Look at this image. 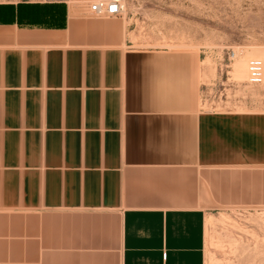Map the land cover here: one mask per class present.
I'll list each match as a JSON object with an SVG mask.
<instances>
[{"label":"crops","instance_id":"obj_1","mask_svg":"<svg viewBox=\"0 0 264 264\" xmlns=\"http://www.w3.org/2000/svg\"><path fill=\"white\" fill-rule=\"evenodd\" d=\"M66 4L0 1V264H264V112L200 110L190 52Z\"/></svg>","mask_w":264,"mask_h":264},{"label":"rangeland","instance_id":"obj_2","mask_svg":"<svg viewBox=\"0 0 264 264\" xmlns=\"http://www.w3.org/2000/svg\"><path fill=\"white\" fill-rule=\"evenodd\" d=\"M49 1L66 2L75 13L96 17L91 7L101 0ZM121 2L117 18L126 22L130 46L187 51L198 59L194 101L200 110L264 112V0ZM256 217L259 252L264 250V212ZM223 220L222 225L234 224ZM209 239L215 252L222 251V236L212 222Z\"/></svg>","mask_w":264,"mask_h":264},{"label":"built area","instance_id":"obj_3","mask_svg":"<svg viewBox=\"0 0 264 264\" xmlns=\"http://www.w3.org/2000/svg\"><path fill=\"white\" fill-rule=\"evenodd\" d=\"M123 4L121 0L98 1L91 7V13L100 18H117L122 15ZM263 68V66H262Z\"/></svg>","mask_w":264,"mask_h":264}]
</instances>
